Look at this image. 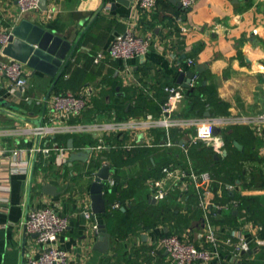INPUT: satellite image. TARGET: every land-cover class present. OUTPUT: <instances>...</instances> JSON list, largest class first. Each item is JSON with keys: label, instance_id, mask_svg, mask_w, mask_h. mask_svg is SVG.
<instances>
[{"label": "crops", "instance_id": "obj_1", "mask_svg": "<svg viewBox=\"0 0 264 264\" xmlns=\"http://www.w3.org/2000/svg\"><path fill=\"white\" fill-rule=\"evenodd\" d=\"M47 4V9L30 10L20 16L16 0H0V29L12 31L27 19L71 42L67 53L70 58L55 84V77L23 65L29 77L25 92L13 96L6 93V88L1 91L0 97L6 93L5 98L14 106L0 103V127L36 124L40 118L44 121L54 110L53 94L66 90L80 93L89 87L95 91L93 103L79 119L158 114L168 96L164 86L174 82L186 91L176 103V115L256 116L264 112V0H198L191 8L161 0L150 12L137 9L134 2L125 6L115 0H48ZM127 29L150 38L146 55L127 60L106 56L95 62L96 53L107 49L113 36ZM189 58L194 60L193 67L187 64ZM0 59L12 60L2 51ZM128 67L129 74L124 71ZM191 70L198 75L197 94L192 88L195 85L184 84ZM181 72H185L183 82L178 81ZM2 83L8 85L9 81L0 73ZM223 132L227 154L217 153L202 142L184 153L182 138L193 129L173 128L171 136L177 143L173 146L159 145L165 131L154 129L152 146L142 145L145 137L140 133L115 136L117 144L129 143L131 147L103 149L87 161L70 162L68 158L57 165L58 154L52 150L49 155L24 152L29 160L26 171L10 172L5 163L0 171V264H23L37 254L36 234L26 230L25 221L30 210L45 206H54L69 217V225L59 238L60 247L68 252V264H170L169 254L158 244L162 236L181 233L198 246L214 247L205 235L210 227L218 239L219 256L214 264H264V245L253 239L262 233L256 225L264 219V164L261 171H256L254 185L245 187L237 180L230 182L236 184L233 190L226 188L229 183L223 173L212 171L215 165H224L231 154L237 160L264 157V129L238 123ZM227 135L235 148L227 146ZM103 137L94 132L59 134L58 139H44L41 145L69 147V138H73L74 149L81 150L101 142ZM236 138L241 143L238 147L233 140ZM37 141L33 136L18 134L0 138V143L9 147H30ZM189 160L196 169L211 171L212 180L205 187L212 190V201L219 205L216 214L205 216L195 192L186 195L184 202L178 191L159 200L152 196V180L161 175L164 166H186ZM104 165L110 166L109 175L115 177L116 184L104 193L106 211L95 213L90 176ZM46 182L57 185L60 193H44ZM237 194L248 198L242 206L238 205ZM117 202L120 206L114 208ZM111 210L115 217L109 219ZM95 223H104L111 233L106 251L95 247ZM234 230L247 236L250 250L237 252L227 241Z\"/></svg>", "mask_w": 264, "mask_h": 264}, {"label": "built area", "instance_id": "obj_2", "mask_svg": "<svg viewBox=\"0 0 264 264\" xmlns=\"http://www.w3.org/2000/svg\"><path fill=\"white\" fill-rule=\"evenodd\" d=\"M19 7V15L23 16L30 10L38 9L39 0H16ZM161 0H134V5L142 11H153ZM185 8H191L196 5L198 0H180ZM11 30L0 29V52L4 45L9 41ZM150 38L137 34L132 29H127L124 33H117L111 39L107 49L98 51L94 56L95 62H100L106 56L127 60L132 57H144L149 50ZM187 64L193 67L194 60L189 58ZM130 68L124 71L129 74ZM0 73L7 78L9 84H5L6 93L15 96L18 92L24 93L29 83V77L24 71L23 64L17 60L4 61L0 59ZM198 75L194 74L190 86L197 84ZM261 88L264 91V69L261 72ZM168 94L166 100L161 105L158 114L147 113L143 116H132L125 119H95L85 121L79 118L83 117L86 109L92 106V95L94 89L89 87L85 91L75 93L66 90L55 93L51 96L53 111H51L42 124H29L26 126L16 125L14 127H0V138L4 135L18 134L29 135L38 141L30 147L7 146L0 143V171L5 163L9 165L11 171H26L29 160L25 159L24 152L37 154L40 151L47 155L52 150L58 154L57 165L67 162L70 155V148L53 144L51 147L41 145L44 139L55 138L59 134H78L94 132L100 133L103 137L101 142L88 144L82 148H90V156L98 154L103 149H113L122 147L129 149L131 144H117L115 136L143 134L142 145H154L152 130L162 129L165 131L163 141L159 143L162 146H173L177 144L171 136L173 128L181 130L193 129L180 145L183 152L188 154L189 149L199 143L212 146L214 151L221 153L224 150L226 141L223 129L232 124L247 123L253 128L264 129V112L256 116H239L227 114H212L209 116H179L174 113L177 101L185 94V87L182 84L170 83L164 86ZM4 93L1 96H5ZM73 118H75L73 120ZM219 131L216 132V130ZM106 138V139H104ZM158 144V143H157ZM264 152V149H263ZM187 165L171 163L164 166L161 175L152 180V196L159 200L174 191L180 193V199L184 202L185 196L195 192L198 205L204 210L208 217L210 214H216V208L219 205L212 201L213 192L206 188L205 184L212 180L210 170H198L191 163ZM99 169V168H98ZM97 170H93L91 180L97 179ZM110 174V173H109ZM103 193L111 190L116 179L109 175L103 179ZM1 184V181H0ZM227 189L233 190L236 184H226ZM120 203H114L113 207L118 208ZM86 216L89 212L85 211ZM69 225V217L61 214L54 206H45L33 208L27 214L25 221L26 230L29 233L36 234L38 243V252L35 256L28 259L23 264H68V252L59 245V238ZM97 228V223L94 224ZM257 231L263 229V225H256ZM240 231V230H238ZM232 231L227 237V241L234 246L237 252L250 250V240L242 232ZM205 235L213 243L214 247L198 246L193 243L186 235L181 233H170L162 236L158 244L169 254L170 264H214V260L219 256L217 249V237L212 227L208 228ZM258 245H264V238L256 235L253 237Z\"/></svg>", "mask_w": 264, "mask_h": 264}, {"label": "water", "instance_id": "obj_3", "mask_svg": "<svg viewBox=\"0 0 264 264\" xmlns=\"http://www.w3.org/2000/svg\"><path fill=\"white\" fill-rule=\"evenodd\" d=\"M125 6L133 4L134 0H115ZM179 7H184L180 0H171ZM48 0H39V6L42 9L48 8ZM115 5V3H114ZM71 47V42L60 35H57L51 30H47L40 24H35L27 19H23L16 25L10 35L9 41L2 48V52L12 60H17L23 65L29 66L34 70H40L46 74L55 77L54 84L61 76L65 69L66 63L70 56H67L68 50ZM195 74L194 70L188 72L186 86L190 85L191 79ZM185 72H181L178 78L179 82H183ZM53 84V85H54ZM5 84L0 85V93L4 90ZM0 103L13 105L4 96L0 97ZM5 110V109H3ZM43 118H40L36 124H42ZM219 129L216 130V132ZM237 144V143H236ZM238 145V144H237ZM239 146V145H238ZM69 147L72 149L69 155L70 162L74 160H88L90 156V148L83 150H75L73 138H69ZM227 154V149L223 150ZM110 166L104 165L97 171V179L91 182L90 191L92 198V206L95 213L106 211L107 199L103 193V179L109 176ZM42 191L46 194H59L58 186L46 182L42 186ZM94 234L97 236L95 247L106 251L110 247L111 233L107 231L104 223H97V228L94 229ZM243 251L242 253H244Z\"/></svg>", "mask_w": 264, "mask_h": 264}, {"label": "trees", "instance_id": "obj_4", "mask_svg": "<svg viewBox=\"0 0 264 264\" xmlns=\"http://www.w3.org/2000/svg\"><path fill=\"white\" fill-rule=\"evenodd\" d=\"M200 86H199V82H197V84L192 87L193 90L194 89H198ZM197 89L195 90L196 94H197ZM142 96V94H139ZM158 108V105H151L150 107H155ZM136 107V106H135ZM133 108L130 106V109L132 112L134 110H132ZM196 114H199L196 112ZM214 114H221V113H214ZM238 127H235L234 130L235 131H238L237 130ZM59 138V135H57L55 137V139H58ZM227 146H231L233 148H235V146L231 143V140L228 138V135H227ZM234 140V144L237 146L240 145V140L238 138L236 139H233ZM232 140V141H233ZM237 143V144H236ZM238 147V146H237ZM236 150V149H235ZM237 153V152H236ZM235 156L234 154H231L229 156H227V159L224 161V165H222V167H224L222 170L220 169L219 172L220 173H223L225 171H227V182L228 183H235L237 180L241 181L243 185H245V187H250L252 185L255 184V179H256V171L258 172L259 170L261 171L262 169V164H264V157L258 159L256 158V156L254 157H244V158H241L240 160L238 159H235ZM258 162V165H256ZM261 165H260V164ZM264 183V182H263ZM236 199L238 200V205L242 206L243 204L246 203V200L248 199H245V197L241 194H237L236 195ZM109 216V219L111 218H114L115 217V212L111 210V212H109L108 214ZM264 219H262V221L258 220L257 222L258 223H261L263 225V229H262V233L260 234V237H263L264 238Z\"/></svg>", "mask_w": 264, "mask_h": 264}, {"label": "rangeland", "instance_id": "obj_5", "mask_svg": "<svg viewBox=\"0 0 264 264\" xmlns=\"http://www.w3.org/2000/svg\"><path fill=\"white\" fill-rule=\"evenodd\" d=\"M136 116V115H134ZM224 134V137H225V133L223 132ZM224 167L220 166V165H215L213 168H212V171L216 174L217 170H222ZM224 176L227 177V171L224 172Z\"/></svg>", "mask_w": 264, "mask_h": 264}]
</instances>
